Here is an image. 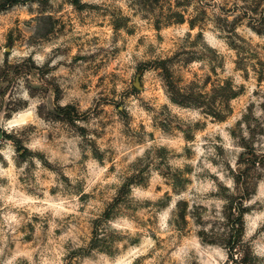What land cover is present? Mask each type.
Instances as JSON below:
<instances>
[{
  "label": "rangeland",
  "instance_id": "1",
  "mask_svg": "<svg viewBox=\"0 0 264 264\" xmlns=\"http://www.w3.org/2000/svg\"><path fill=\"white\" fill-rule=\"evenodd\" d=\"M0 264H264V0H0Z\"/></svg>",
  "mask_w": 264,
  "mask_h": 264
}]
</instances>
